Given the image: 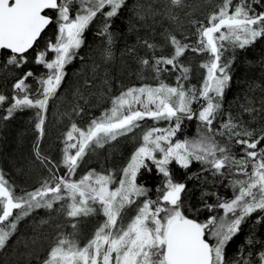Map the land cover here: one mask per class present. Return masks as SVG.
Wrapping results in <instances>:
<instances>
[{
	"label": "snow or ice",
	"instance_id": "obj_1",
	"mask_svg": "<svg viewBox=\"0 0 264 264\" xmlns=\"http://www.w3.org/2000/svg\"><path fill=\"white\" fill-rule=\"evenodd\" d=\"M258 2L264 3V0ZM126 3L127 0H0V50L10 52L5 67L20 68L28 62L25 54L35 48L41 34L53 23L46 10H55L57 25L55 40H49L34 57L35 64L47 71L35 76L29 70L15 80L14 94L2 119L8 120L14 112L26 108L38 109L35 128L42 138L43 113L61 88L65 68L82 47L84 33L99 14L103 22L97 35L106 37L110 46L111 19ZM169 4L180 7L183 0H169ZM196 35L195 45L169 35L168 43L173 49L170 56L153 54L151 61L140 59L143 68L155 73L159 81L156 86L142 85L121 91L112 98L111 107L93 118L84 129L71 124L62 141L61 161H47L53 169H66L64 175L53 172L51 181L45 180L39 188L16 196L0 172V249L7 246L23 217L36 209L52 210L55 203L68 200V217L97 213L102 214L103 222L83 246L76 239H58L42 264H226V245L240 231L241 224L254 212H264V134L254 138L253 132L238 130L242 126L232 118L221 124L223 131L213 127L217 116L222 114L224 92L231 80V63L222 62L221 57L228 47L244 48L264 37V12L254 13L244 0L239 3L222 0L218 10L209 15L207 24H199ZM144 44L156 49V45L147 41ZM189 49L209 56L200 65L205 74L199 87L184 83L191 69L180 58ZM110 58L109 47L105 49V59ZM165 71L177 73L175 86L160 79ZM29 78L38 87L33 89L27 83ZM6 101L8 97L0 94V105ZM194 104L200 107L196 109ZM74 111L79 115L82 110L77 107ZM244 111L251 113L255 109L245 107ZM194 118L200 124L198 135L174 141L182 120ZM145 119L165 120L173 126L144 131L142 143L118 179L111 172L104 174L95 170L78 180L72 179L90 148L103 147L128 135L141 128L139 122ZM225 132L228 142L221 143L216 137H223ZM36 156L42 162L47 159L41 158L38 144ZM146 161H151L164 178L155 199L148 197L149 190L136 180L138 172L149 167ZM173 161L184 169L196 161L205 170H214V176L224 175L222 170L232 175V198L218 197L214 205L205 203L210 212L222 209L223 215H212L200 222L186 214L182 199L186 185L173 180L169 169ZM140 197L145 199L137 203ZM133 205H136L135 215L125 223L126 209ZM14 210L20 211L14 215ZM247 243L251 245L254 241L249 239ZM244 251L241 249V254ZM251 255L249 252L248 256ZM234 264L254 262L242 257ZM255 264H264V250L258 252Z\"/></svg>",
	"mask_w": 264,
	"mask_h": 264
},
{
	"label": "trees",
	"instance_id": "obj_2",
	"mask_svg": "<svg viewBox=\"0 0 264 264\" xmlns=\"http://www.w3.org/2000/svg\"><path fill=\"white\" fill-rule=\"evenodd\" d=\"M233 2L239 3L240 0ZM244 2L251 6L254 13L264 12V3L258 0ZM221 4L222 0H183L182 6L175 7L169 4V0H127L126 6L111 19L110 46L106 37L97 35L103 22V17L98 14L84 33V43L75 59L66 66V76L61 88L57 95L49 100L47 110L43 113L45 122L42 138H39L35 128L38 109L26 108L16 111L8 120H3L2 117L7 114L6 109L11 103L14 94L12 85L15 80L29 70L35 76L47 71L42 65L35 64L34 53L42 50L49 40L54 41V30L57 29L55 10L45 13L51 15L53 23L41 34L35 48L26 54L28 62L22 67L16 68L11 65L5 67L10 53L1 51L0 94L8 97V101L0 105V172L4 174L14 194L23 196L24 193L39 188L45 180L51 181L53 172L58 176L64 175L66 169L63 167L53 169L47 161L56 163L61 161L64 147L62 141L71 124L76 123L78 127L84 129L93 118L99 117L111 107L112 98L118 96L121 91L142 85L156 86L159 81L155 78V73L150 68H143L139 63L140 59L147 58L151 61L153 54L170 56L173 49L168 43L169 35L176 36L183 43L195 45L196 29L199 24L201 22L207 24L209 15L217 11ZM145 41L156 45V49L146 47ZM109 47L111 58L105 59V49ZM208 59L207 53L197 54L191 49L180 58V61L191 69L189 79L184 82L186 86H200L205 74L200 65ZM221 59L222 62L231 63L229 72L231 80L224 92L220 109L222 114L217 116L213 127L223 131L221 124L232 118L242 126L238 130L246 129L253 132L254 138L259 137L264 134V37L257 38L244 48L228 47L223 51ZM176 75L177 73L165 71L161 73L160 79L175 86ZM27 83L33 89L38 87L33 78H29ZM77 107L82 110L79 115L74 111ZM193 107L198 109L200 105L194 104ZM245 107L254 108L255 111L246 112ZM139 123L142 127L133 131L135 135L131 136V142L120 141L117 146L108 147L106 143L103 147L90 148L84 157V168L79 169V178L88 171L95 170L104 174L111 172L118 179L122 174V168L126 166L127 158L131 157L128 153L133 140L139 138L140 145L142 133L148 128L173 126L165 120L156 122L145 119ZM199 129L197 119H183L181 129L173 140L194 138L198 135ZM216 139L221 143H227L228 134L225 132L223 137L217 135ZM37 144L41 158H47L44 162L36 156ZM157 157L159 158L158 153ZM146 164L149 167L142 168L136 180L139 185L149 190L148 197L155 199L157 188L164 178L151 161H146ZM169 169L174 181L186 185L182 199L185 202V212L190 218L203 222L209 216L223 215L222 209L210 212L205 203L214 205L218 197L232 198L230 181L233 177L227 170H222L224 175L214 176V170H205V167L196 161H192L188 169L180 167L173 161ZM72 179L78 180L75 177ZM144 199L145 197H140L137 203ZM69 204L68 200L60 201L53 205L52 210L36 209L23 217L7 246L0 250V263L42 264L49 249L62 237L76 239L83 246L84 242L77 238L80 230H88L94 234L104 217L102 214L94 213L82 220L70 218L66 214ZM135 209L136 205L126 209L124 222L129 217L127 215H132ZM19 211L14 210V215ZM87 217L90 219L89 225L83 228L85 226L83 224H87ZM257 218H260L259 223ZM76 219L80 220V223L76 222L81 227L77 231L72 224ZM249 239L254 243L249 245L247 243ZM19 240L28 245L21 248L23 250L20 255L11 254L12 248L17 246L15 242ZM241 249H245L242 254ZM261 250H264V212L257 211L245 219L240 231L226 245V264H234V261L242 257L252 260L255 264L257 254ZM249 252L252 253L250 257Z\"/></svg>",
	"mask_w": 264,
	"mask_h": 264
},
{
	"label": "rangeland",
	"instance_id": "obj_3",
	"mask_svg": "<svg viewBox=\"0 0 264 264\" xmlns=\"http://www.w3.org/2000/svg\"><path fill=\"white\" fill-rule=\"evenodd\" d=\"M54 40H55V36H56V33H57V29L56 30H54ZM40 50V49H39ZM50 56H51V54H49ZM133 135H135L134 134V132H131V133H129L128 135H126V136H120V137H118L116 140H113V141H110L109 143H107L108 145H107V147L108 146H117L118 145V143H120V141L121 142H123V143H125L126 141H130L131 142V136H133ZM137 136V135H136ZM139 139V138H138ZM138 139H135V140H133L132 141V146H131V149H130V151H129V153H128V155H132V153L135 151V149L139 146V143H138ZM141 144V143H140ZM106 145V144H105ZM104 145V146H105ZM129 146V145H128ZM86 156V155H85ZM92 156V155H91ZM128 160H127V162L129 161V159H130V157H128L127 158ZM83 161H84V158H83V160L80 162V166L78 167V169H77V171H76V174L72 177V178H77V179H79V169H81L83 166H84V164H83ZM127 162H126V164H127ZM84 168V167H83ZM82 171V170H81ZM135 215V211L133 212V214L132 215H127V216H129L128 217V219L127 220H125V223L127 222V221H129V219L132 217V216H134ZM76 218H81L80 220H82V219H85L86 218V216H80V217H76ZM88 219L86 220V222H87V224H83V228H86V225H89L88 223H89V217H87ZM80 220L78 219H76L75 221H73L72 222V224L74 225H76V227L74 228V230H76L77 231V229H81V227L80 226H78V225H80V224H78L76 221H79V223H80ZM92 221V220H91ZM97 228H98V226H97ZM93 236V234H92V232L91 233H89V231L88 230H86V231H83V230H80V234L78 233V237L77 238H79L81 241L80 242H84V243H86L87 242V240L88 239H90L91 237ZM20 243V244H19ZM15 244L17 245V246H15L14 248H12V250H11V254H14V253H16V255H20V253H21V251L23 250V249H21V248H23L24 247V245L25 246H27L28 244L27 243H25L24 244V242H22L21 240H19V241H17V242H15ZM1 250V249H0ZM16 251V252H15ZM9 253V254H10ZM11 254H10V256H11ZM9 256V255H8ZM0 264H2V262L0 263Z\"/></svg>",
	"mask_w": 264,
	"mask_h": 264
},
{
	"label": "water",
	"instance_id": "obj_4",
	"mask_svg": "<svg viewBox=\"0 0 264 264\" xmlns=\"http://www.w3.org/2000/svg\"><path fill=\"white\" fill-rule=\"evenodd\" d=\"M48 11H53V12H54V10H51V9L46 10V12H48ZM46 12H45V13H46ZM1 51H7V50H0V52H1ZM7 52H8V51H7ZM9 53H10V52H9Z\"/></svg>",
	"mask_w": 264,
	"mask_h": 264
},
{
	"label": "flooded vegetation",
	"instance_id": "obj_5",
	"mask_svg": "<svg viewBox=\"0 0 264 264\" xmlns=\"http://www.w3.org/2000/svg\"><path fill=\"white\" fill-rule=\"evenodd\" d=\"M46 13H48V12H46ZM48 16L51 17L50 14H49ZM51 18H52V17H51ZM52 19H53V18H52ZM45 46H46V45H45ZM0 53H1V52H0ZM26 54H27V53H26ZM26 54H25V55H26ZM35 54H36V52L34 53V57H35Z\"/></svg>",
	"mask_w": 264,
	"mask_h": 264
}]
</instances>
